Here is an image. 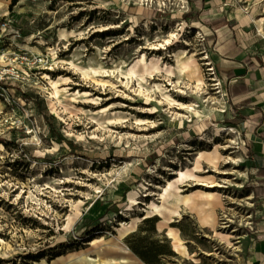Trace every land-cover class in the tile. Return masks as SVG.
I'll list each match as a JSON object with an SVG mask.
<instances>
[{
	"label": "rangeland",
	"instance_id": "obj_1",
	"mask_svg": "<svg viewBox=\"0 0 264 264\" xmlns=\"http://www.w3.org/2000/svg\"><path fill=\"white\" fill-rule=\"evenodd\" d=\"M5 19L1 56L38 70L0 99V264H145L136 231L161 264H259L264 0H0Z\"/></svg>",
	"mask_w": 264,
	"mask_h": 264
},
{
	"label": "built area",
	"instance_id": "obj_2",
	"mask_svg": "<svg viewBox=\"0 0 264 264\" xmlns=\"http://www.w3.org/2000/svg\"><path fill=\"white\" fill-rule=\"evenodd\" d=\"M8 23H12L10 19H5V21L0 24V30L5 29ZM41 62V61H38ZM16 63L19 67L23 66L22 70L18 67L16 68ZM28 65H36L35 60H30L26 54H20L15 56V59H7L0 54V99L4 100L9 104V97L12 96V90L8 88L11 82H16V86H21V91L24 93V86L27 85L29 81V72L38 70V67L35 68L29 67ZM49 70V69H48Z\"/></svg>",
	"mask_w": 264,
	"mask_h": 264
},
{
	"label": "crops",
	"instance_id": "obj_3",
	"mask_svg": "<svg viewBox=\"0 0 264 264\" xmlns=\"http://www.w3.org/2000/svg\"><path fill=\"white\" fill-rule=\"evenodd\" d=\"M254 66H252L253 69ZM255 77V74L252 75ZM255 82V81H251ZM260 117V118H259ZM258 119H260L258 121ZM255 125L250 129L251 132L248 134L247 148L251 152V159L255 161L258 167H264V135H260L264 132V112L263 114L257 115ZM260 211H261V223L257 229V233L252 243V252L254 259L259 264H264V197L260 200Z\"/></svg>",
	"mask_w": 264,
	"mask_h": 264
},
{
	"label": "trees",
	"instance_id": "obj_4",
	"mask_svg": "<svg viewBox=\"0 0 264 264\" xmlns=\"http://www.w3.org/2000/svg\"><path fill=\"white\" fill-rule=\"evenodd\" d=\"M16 1L17 0H12V3L14 4ZM223 21L224 20L222 18H218L213 20L210 24L217 26L221 24ZM248 66L252 67L253 65L251 62H249ZM246 102L247 104L250 103L249 100ZM260 135H264V132L261 133ZM153 229H154V219L144 218L141 222L138 232L140 233V230H142L148 233L153 231ZM127 239L131 251L134 254H136L145 264H161V260H159V257L163 254L162 249L159 246L155 245V242H151L148 236L145 237L139 236V234L136 231L132 235H130ZM163 242L167 243L166 239H163Z\"/></svg>",
	"mask_w": 264,
	"mask_h": 264
},
{
	"label": "bare ground",
	"instance_id": "obj_5",
	"mask_svg": "<svg viewBox=\"0 0 264 264\" xmlns=\"http://www.w3.org/2000/svg\"><path fill=\"white\" fill-rule=\"evenodd\" d=\"M63 36V35H60ZM61 40H63L61 38ZM163 47V43L159 44L158 47H154V49L156 48H162ZM50 53V59L52 61H55L56 63L58 62H65L63 60H58V57L56 55V53L54 51H52L53 49H48ZM72 65V67H76L72 62H68ZM43 78L45 80L46 85L48 86V91H49V97L47 100V105L49 106V108L53 111H56V104H60L61 103V99L63 98V94H62V90L59 89V86L65 81L64 79H62L61 77H57V78H51L48 75H43ZM180 175H183L182 173H180ZM154 209H157V207H154ZM146 217V216H145ZM120 225L125 226L126 223L125 222H121ZM167 237L169 239L172 240V242L176 241V237L173 235V233L171 231L167 232ZM0 243H3L0 240ZM173 249L176 250L178 248V245H173Z\"/></svg>",
	"mask_w": 264,
	"mask_h": 264
}]
</instances>
